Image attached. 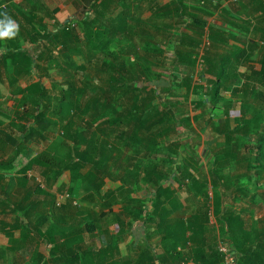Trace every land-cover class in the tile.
Segmentation results:
<instances>
[{
	"label": "trees",
	"instance_id": "trees-1",
	"mask_svg": "<svg viewBox=\"0 0 264 264\" xmlns=\"http://www.w3.org/2000/svg\"><path fill=\"white\" fill-rule=\"evenodd\" d=\"M83 1L76 3L79 8L82 5L78 23L60 26L56 32H43V20L37 27L35 12H31L24 15L29 29L22 26L23 30L15 38L4 39L6 52H0V84L1 71H4L10 85L14 86L12 92L28 96L35 114L32 121L17 125L18 135L4 128L0 117V190L6 194V185L13 184L23 190L19 201L0 199V214L15 215L13 222L0 218V235L9 237L12 242L25 240L51 245L47 255L37 253L36 264H226V256L217 246L218 237L231 246L235 264H264V242L255 243L246 230L244 206L235 203L230 207L224 201L225 197L235 199L238 191H246L235 189L232 181L229 184L225 171H216L218 160L207 173H201L196 167L194 171L187 161L180 165V185L187 194L185 201L174 188L163 185L167 172L153 158L163 149L176 116L167 105L162 107L156 102L158 98L152 83L138 84L153 65L147 56L142 57L138 52L144 40H149L146 54L153 49L161 50L159 39L153 33L142 32V44L141 39L136 41L137 34L133 33L129 22L147 20L130 11L131 0ZM13 2L15 0H0V9L4 4L9 8ZM212 4L213 0H199L198 5L183 0V33L176 40L174 55L185 66H194L198 58L202 59L204 72L200 73L199 82H194V75L190 73L183 75L179 83L186 87L187 93L192 87L198 91V104L208 102L218 108L227 101L226 91L236 85L239 66L243 60L249 61L246 53L250 49L252 54L254 47L234 45L225 52L216 49L203 52L204 38L214 46L217 38L229 44L230 35L226 30L205 18L212 15ZM118 5L121 9L117 12ZM220 7L216 5L215 9ZM259 10L264 13V4L257 5L255 11ZM260 18L259 21H264V17ZM78 24H82V35ZM126 38L130 42L124 44ZM262 38L264 41V35ZM22 40L29 46L22 47ZM113 44H116L115 50H111ZM132 53L135 69L130 66L129 54ZM259 53L261 67L245 76V88L237 91V97H248L247 94L252 93L257 99H264V46L259 48ZM75 56H80V63ZM103 56L106 57L103 64L121 74H110L108 87L99 88L83 104L75 74L66 75V87L62 86L58 95L45 83V78H52L51 70L60 64L63 66L60 65L59 72L86 70ZM21 79L25 80L23 86ZM203 87L206 94L201 97L199 89ZM3 100L0 95V107L4 105ZM260 109L264 111V107ZM29 110L27 104L25 118L31 117ZM254 120L256 117L243 118L234 127L225 124L220 128L229 162L233 152L231 142L250 130ZM54 126L62 130L64 141L70 143L65 156L51 152L52 148L41 150L39 144H35V141L46 140V133ZM257 148L259 158L255 163L258 165L251 164L256 168L255 191L261 185L264 187V135L258 139ZM168 157L174 160L171 154ZM34 167L42 169L45 185L29 174ZM61 177L70 198L59 203L53 190ZM140 181L152 188L151 210L146 204L142 205V198L137 194ZM76 183L85 185L86 192L74 203ZM257 197L258 192H255L252 202L257 203ZM134 202L139 204L134 206ZM96 207L100 208L98 213ZM115 207L120 210L116 211ZM140 222L145 230L160 234V249L145 240L134 255H123L120 244L126 226ZM110 223L116 224L117 234L109 230ZM16 231L19 238L15 237ZM95 231L106 235V243L85 248L84 235ZM9 250L0 247V264H7L3 257Z\"/></svg>",
	"mask_w": 264,
	"mask_h": 264
},
{
	"label": "rangeland",
	"instance_id": "rangeland-1",
	"mask_svg": "<svg viewBox=\"0 0 264 264\" xmlns=\"http://www.w3.org/2000/svg\"><path fill=\"white\" fill-rule=\"evenodd\" d=\"M191 2L197 4V0H191ZM80 18L76 19L75 22L78 23ZM78 27L81 31L80 34L82 35L84 33L82 24H78ZM181 34V27L179 28V31L175 32H164L163 29L158 31L157 37L159 41L157 43L161 44V50L154 51L153 49L147 54L145 53L147 46L146 43H149V40H144L143 42L141 37L137 38L138 41L141 39V44L143 42L140 49L138 48L139 54L142 57L147 56L148 59H150L149 62L153 64L151 70L147 72V75H144L139 79L138 84L139 86H143L152 83L156 89L158 98L156 102H159L162 107L167 105L176 116V121L172 126L171 134L163 142V149L157 154L158 157L153 158L156 163L160 162V164L158 163L160 167L167 172V177L164 179L163 185L174 188L178 197L182 201H185L187 194L180 185L182 176L180 174V168L183 163L187 161L191 164V169H194V171L196 167L201 173H207L211 166H213L212 163L215 160H218L220 164L216 167V171H225L224 175L229 180V184H231V181H234L233 185H235L233 187L235 189L246 191H238L237 194H235V199L233 196L230 198L225 197L224 201H226V204L230 207L235 203L237 206H244V204L248 205V201H252L253 194L258 192V197L255 200L257 201L258 206L252 208V214L260 216L261 213L264 214V187H259L256 191L253 188L256 181V168L252 167L251 164L258 165L257 162L255 163V159L259 158L257 157V141L260 136L264 135V111L260 109L264 107V99H257L252 93H248V97H237V91L245 88V76L250 73L252 69H256V67L260 68L261 65H257L256 63L249 64V62H255L257 59L242 61L237 72L236 85L232 86L229 91H226L227 101H225L227 103L222 102V106L220 105L218 108H214L213 105L208 102L204 105H200L198 104L199 95L196 93L198 91H195L194 87H192L191 92L187 93L186 87L179 83L183 75L190 73L194 75V82L198 83L200 73L204 72L203 61H201V58H198L194 66H185L175 58L174 48L177 45L176 40L180 38ZM153 36L155 37V35ZM202 41V49L204 53L216 49V47L209 42L208 38H204ZM129 42L130 40L126 38L124 44ZM114 45L116 44H113L111 50L116 49ZM104 58L106 57H101L99 60L90 64L89 68L80 71L70 69V71L59 72L58 68H60V64L58 68L51 70L52 78L47 79L49 82V88L51 90L53 88V93L58 95L60 89L63 88L62 86L66 87L64 81L66 75L70 76L75 74L79 99L81 104H83L89 100L99 88L104 89L108 87L107 79L110 74H117L120 72L111 70L109 65L106 66L103 64ZM129 58L131 60L130 66L132 69H135L136 65H133L132 63V60L135 59L133 53L129 54ZM74 59L78 63L81 62L80 56H75ZM62 66L63 65H61V67ZM58 73L61 74V76H58ZM173 76H175V79ZM200 81L202 82L201 79ZM55 83L59 84L54 85ZM3 89L2 92L4 93V96H1V98L4 97V105L0 107L2 110V115L0 114V117L4 122L3 127L12 131L15 135H18L20 134V131L17 129V125L31 120L32 114H35L34 106L32 102H30L31 100L28 96L25 97L23 95L14 94L12 92V87L11 90ZM199 92L201 93V97H204V94H206V87H203V89L200 88ZM55 95L52 96L53 99H55ZM27 104L29 105V111L31 112L30 118H25L28 115L26 111ZM257 112L259 113L257 114ZM254 117H256V120H254V124L250 126V130L246 133L243 132L239 134L236 139L231 142L230 148L233 152L231 153V161L229 162L227 160L229 157L225 154L226 145L220 128H224L222 125L225 124L234 127V125L242 121L243 118L251 119ZM46 134V140L41 139L39 142L35 141V144H39L41 150L52 148L51 152H54L58 156H65L70 149L68 147V144L70 143L64 141L62 130L54 126ZM7 154H10V150H7ZM169 154L174 158L173 161L168 160V158H170L168 157ZM30 174L42 185H45V179L42 176L41 168L34 167L33 170L30 171ZM63 178L64 177H61L58 180L53 190L57 194L60 202H65L70 198L67 187L63 186ZM4 184L5 182L2 183L3 188ZM110 184L117 185V182H110ZM208 187L211 189L210 194L212 195V186L210 185ZM73 188V201L74 203H77L86 192V186L81 183H76ZM5 189L8 191L6 194L0 190L1 200H5L6 198L12 201H19L21 199L23 190H18L16 184L11 186L6 185ZM136 190L138 196L142 198V205L146 204L149 206V210H151L150 198L152 196V188L140 181ZM211 203H213L212 199ZM138 204L139 202L133 203L134 206H137ZM199 205H202V202H199ZM213 206H211V208H213ZM115 208L116 211L120 210V207ZM95 210L98 213L100 208L96 207ZM210 212L211 221H213L214 215L212 209ZM14 217L15 215L12 213L0 214V218L9 222H13ZM251 220L253 223H256L254 218ZM143 226L144 225L141 222L135 226H126L121 245L125 253H132L131 248L133 252H135V249L139 250V248L145 244V240L160 249V234L152 229L147 231ZM109 230L116 234L118 232L116 224L110 223ZM18 233L19 231H16L15 235H18ZM3 236L4 235H1V238H3ZM106 241L107 237L105 234L95 231L94 233H87L84 235L83 246L85 248L92 246L99 247L105 244ZM217 242L218 248L220 243L223 242L230 250L231 246L224 238L218 237ZM16 247L18 248L17 251L12 254L10 252V254L7 255V258L3 257L6 262L8 260L10 264H31L32 260H34V252L40 249L46 252L48 251L49 245L26 241L19 243Z\"/></svg>",
	"mask_w": 264,
	"mask_h": 264
},
{
	"label": "crops",
	"instance_id": "crops-1",
	"mask_svg": "<svg viewBox=\"0 0 264 264\" xmlns=\"http://www.w3.org/2000/svg\"><path fill=\"white\" fill-rule=\"evenodd\" d=\"M79 1L83 0H15V2L9 4V8H7L8 5L4 4L2 9H0V21H3L5 19L4 14L6 13L7 16L11 18V20H13L16 24L18 23L17 25L19 26V33L21 30H23L22 26H25L29 29V25H27V22L24 19V15L35 12L34 16L37 21H35L34 23L37 27L40 21L43 20L42 22L45 26L43 32H56L58 31L60 26H64L68 23L74 24L76 19L81 17L82 5L81 8L76 5V3ZM131 1L133 2V4L131 5V9L129 8L130 11L135 16L147 20V22H139V20H132L130 22L131 30L134 31L133 33L137 34L135 37L136 41H138V37H141L140 35L143 34L142 32H148L149 34L153 33V35H157L158 31L162 29L164 30V32H175L179 31L180 27L181 32L183 31V0ZM198 1L196 5H198ZM82 3H85V1H83ZM262 4H264V0H213V6L210 7V11H212L213 13L212 15L205 16V18L208 19L212 24L222 26L230 35L228 39L229 44L223 43L217 38V41L214 42L216 50H218L219 52H225L229 49H232L234 45L247 49L254 47L253 53L251 54L249 49L246 55L249 56L250 59L257 60L255 62H249V64L256 63L257 65H260L259 48L264 46V41L262 38V36L264 35V21H259V18L264 17V13H262L261 10H259V12H256L255 9L257 8V5ZM216 5H220L221 7L219 9H215ZM120 9L121 8L119 6L117 12ZM3 42L4 39H0L1 53L6 52V46ZM21 45L24 48L29 46V44L24 42L23 40L21 41ZM246 55H244L243 57L245 58ZM9 68L11 70L10 65ZM256 69L260 68L256 67ZM1 74L3 75V77L0 84V95L4 96V93L2 92L4 90L3 88L11 90V87L12 89H14V86L10 85L4 71H1ZM58 76H61V74H58ZM47 79L49 78H45L46 84L49 83ZM24 81V79H21L20 81V84L22 86L25 84ZM261 187L263 186L261 185ZM254 206H258V203L248 201V205L244 204V207H242V215L245 219V228L251 233L252 240H254L255 243L258 240L260 242H264V214L261 213L260 216L252 214V208ZM253 218L256 220V223H253V221L251 220ZM1 235L0 247L2 249H10L7 255L10 254V252L12 254L17 251L18 248L16 246L19 243L26 242L25 240L12 242L9 237L4 235L3 238H1ZM15 237L19 238L20 234L18 233V235H15ZM121 245L122 243L120 244L121 252L123 255H126L127 253H125ZM50 247L51 245L49 246L48 250L50 249ZM38 252L47 255L48 251L44 252V250L42 249L35 251L34 260H32L31 264L37 263L35 257L37 256ZM131 252L134 255L132 248ZM7 255H5L4 257L7 258ZM3 262L10 264V262H8V260L6 262L5 259Z\"/></svg>",
	"mask_w": 264,
	"mask_h": 264
},
{
	"label": "clouds",
	"instance_id": "clouds-1",
	"mask_svg": "<svg viewBox=\"0 0 264 264\" xmlns=\"http://www.w3.org/2000/svg\"><path fill=\"white\" fill-rule=\"evenodd\" d=\"M5 19L0 21V39H12L18 34L19 26L5 13Z\"/></svg>",
	"mask_w": 264,
	"mask_h": 264
},
{
	"label": "built area",
	"instance_id": "built-area-1",
	"mask_svg": "<svg viewBox=\"0 0 264 264\" xmlns=\"http://www.w3.org/2000/svg\"><path fill=\"white\" fill-rule=\"evenodd\" d=\"M231 1H237V0H231ZM59 203H61L59 201ZM219 250L225 254V263L226 264H235V256L231 253V251L226 247V245L221 242L219 245Z\"/></svg>",
	"mask_w": 264,
	"mask_h": 264
}]
</instances>
